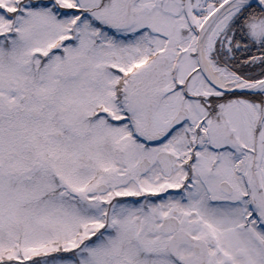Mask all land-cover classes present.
<instances>
[{
  "label": "snow or ice",
  "instance_id": "1",
  "mask_svg": "<svg viewBox=\"0 0 264 264\" xmlns=\"http://www.w3.org/2000/svg\"><path fill=\"white\" fill-rule=\"evenodd\" d=\"M0 264H264V0H0Z\"/></svg>",
  "mask_w": 264,
  "mask_h": 264
}]
</instances>
